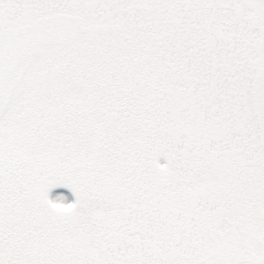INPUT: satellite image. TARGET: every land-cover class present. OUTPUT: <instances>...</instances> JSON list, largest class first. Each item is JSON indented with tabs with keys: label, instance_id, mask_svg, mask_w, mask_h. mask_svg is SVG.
I'll use <instances>...</instances> for the list:
<instances>
[{
	"label": "snow or ice",
	"instance_id": "1",
	"mask_svg": "<svg viewBox=\"0 0 264 264\" xmlns=\"http://www.w3.org/2000/svg\"><path fill=\"white\" fill-rule=\"evenodd\" d=\"M0 264H264V0H0Z\"/></svg>",
	"mask_w": 264,
	"mask_h": 264
},
{
	"label": "trees",
	"instance_id": "2",
	"mask_svg": "<svg viewBox=\"0 0 264 264\" xmlns=\"http://www.w3.org/2000/svg\"><path fill=\"white\" fill-rule=\"evenodd\" d=\"M160 159L163 161V159H164V158H163V157H161Z\"/></svg>",
	"mask_w": 264,
	"mask_h": 264
}]
</instances>
